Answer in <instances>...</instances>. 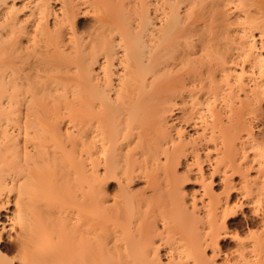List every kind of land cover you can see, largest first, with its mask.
<instances>
[{"label":"bare ground","instance_id":"bare-ground-1","mask_svg":"<svg viewBox=\"0 0 264 264\" xmlns=\"http://www.w3.org/2000/svg\"><path fill=\"white\" fill-rule=\"evenodd\" d=\"M248 1L0 0V264L52 263L47 252L51 223L61 224L58 264H215L221 253L226 254L223 264H264V217L262 235L250 233L246 243L224 229L234 213L227 202L228 189L235 188L229 176L224 183L232 186L222 190L227 194L222 210L217 207L221 199L211 195L200 209L193 195L195 202L185 200L180 186L161 191L164 195L153 188L157 197L131 193L134 180L150 168L165 167L167 174L169 163L181 159L191 137L172 124L175 110L179 120L201 116L205 128L211 122L213 131L207 129L214 133L216 128L221 137L227 136V129H218L225 107L215 109L211 99L224 86L231 101L225 111L239 109L241 91L243 104L262 106L264 28L255 39V17L243 10ZM41 39L56 46L34 59L46 76L39 69L34 76L22 75L17 52L34 56ZM68 91L77 100L78 123L63 133L73 147L79 140L77 155L71 146L63 150L64 129L48 113L49 104L61 98L65 103ZM54 149L61 150L59 157ZM230 154H216L214 171L226 156L224 165L237 168ZM257 166L261 182L257 178L254 192H244L253 194L250 202L258 212L264 202V161ZM148 175L152 186L157 178ZM206 185L200 187L203 197ZM161 198L167 212L158 226L149 213L159 210ZM178 229V244L168 246L167 236ZM225 237L241 240L230 248L235 257L228 247L223 250Z\"/></svg>","mask_w":264,"mask_h":264},{"label":"rangeland","instance_id":"rangeland-1","mask_svg":"<svg viewBox=\"0 0 264 264\" xmlns=\"http://www.w3.org/2000/svg\"><path fill=\"white\" fill-rule=\"evenodd\" d=\"M249 1L252 2V0H249ZM249 1H248V4H247V2L243 3V8H244L243 10H247V11L251 12L250 15L253 18L255 17L256 28H254L252 30V34L255 36V39H259L260 31L262 28H264V26H262V25H264V0H254L252 2V4H251V2L249 3ZM250 4H251V6H250ZM255 14H256V16H254ZM259 26H262V27H259ZM42 39H41L40 44L38 43V45H37V47L40 46V48H35V51H37V54L33 53L34 56L33 55L28 56L27 52H17V57H18L17 58V66L20 69H22L21 73H22V71H23V73L26 72L27 74H29V72H30L29 76H32V75L34 76L35 75L34 73H36V71H38V69H39L40 73H38V74H41L43 77L46 76L45 75L46 73L44 71V67H42L43 65L41 64L42 65L41 66L38 63H36L37 62L36 60H37V58H38V60L43 58L44 54L46 52H52V49L55 50L56 46L52 45V44L45 46ZM61 48H62V45L60 46V49ZM63 48L66 49V47H63ZM34 59H36V60H34ZM33 62H34V65H32L33 67L27 66V65H30L29 63L33 64ZM35 64L38 65L37 66L38 68L34 67ZM28 67H31V69ZM25 69H26V71H25ZM23 73H22V75L25 74V73L24 74ZM31 73H32V75H31ZM27 74H25V75H27ZM68 75L72 76V74H70V73ZM48 83H49V81H48ZM221 92H218L220 95L217 93L219 95V96L217 95L218 97H216V95H215L216 100L211 99L212 103L214 104L213 107L215 109H218V107H219V109L223 108V107H225V109H226V107H227V109L229 110L230 108H228V107L231 106V101H230V99H228V97H229L228 93L229 92H228L227 86L226 87L224 86L222 88ZM71 93L72 92H69V91L65 93V95L63 97L65 100V103L61 98V99H58V104H57L55 102L57 100H55L52 97L51 102L54 99L55 100L54 102L56 104H52V103L49 104L50 109L48 108V106H46V107L49 109L48 113H49L50 118L51 117H52V119L55 118V121H57V123H59L60 127L62 129H64V130H62V134H63L62 137L63 138H61V140L63 139L62 141L65 140L66 142L64 141L65 142L64 146L62 144L63 150L65 152H68V149L71 146L70 150H72L71 153L74 155V153H76L80 149V148H78V146H79L78 141L79 140L78 139L76 140V138L74 137L75 140L77 141L74 143L78 144L77 147L75 144V146H74L75 148H74L73 145L71 144V138H69V140L64 138V136H66L65 134L68 133V132H65V129L72 128V126H74L76 124V122L78 123V121L75 120V118L78 117L77 111H76L77 107L74 106V105H76L75 102L77 100L74 98L76 100V101H74ZM221 95H224L226 97L222 96L223 97L222 98ZM239 95L242 96L241 97L242 98L241 99L242 104L240 105V103H239V106H237L239 109L236 110L235 113H232V114L229 111L227 112V110L225 111V109H223L221 111L222 113H220V115H219L222 117L220 119L221 125L219 123L220 128H218L219 126L217 128L218 129L223 128L225 130L227 129L225 131V132H227V136L226 135L222 136V134H221V137L226 136L224 139H220L221 138L219 135L220 132L216 131V128H214L215 134L210 132V131H213V129L210 127L211 122H210V126L207 124V127L210 131L207 129V127L205 128V126H204L205 124L203 123L201 116L199 118V115L195 114V115L191 116L192 118L190 120L186 121V120H179L178 119L179 111L175 110L174 112H172L170 114L171 115L170 119L171 120L173 119L174 121H171L169 119L172 122V124H175V125L180 124L184 128L183 130H181L184 133L183 135H185L187 137H191V139H189V142L184 145L185 151L183 152L181 159L179 161H174V162L169 163V165L171 166V169L167 172V174H166V171H164V170H166L165 167L164 168L161 167L160 169H156V168L151 169L149 166L141 164V166H144V167L146 166V169H147V167L150 168L151 171L147 169L148 174L152 172L151 175L156 176L157 179L154 177L156 179V182L155 181L154 182L157 184L155 185L154 182H151L152 186H151V184H149L150 186L147 184V183H149L148 182L149 177L146 178L148 175L146 172V174H147V175L145 174L146 176L145 175H143V176L138 175L139 177H137V178L135 177L136 179L131 184V187H132L131 193L132 194L134 193L133 194L134 196H135V194H137V196H135V197H140V194H142L143 197L147 198L150 194L152 197L155 196V195H153L154 193L152 194V192H154V191H152L153 188L158 191L156 194L160 195L161 191H163V193L165 194L166 192H168L171 189V187L180 186L181 188L179 187L178 189L184 191V193L186 194L185 197L187 196L186 197L187 199L184 197L185 200L191 199L193 201L194 200L193 198L196 197L195 200H197L196 201L197 203H195V204H197V206L199 208L201 207L200 206L201 202L206 201L209 198L212 199V197H210V195L213 196L214 198L217 197V198L221 199L219 201V202L222 201L221 203H219L221 206L220 205L217 206L218 209L220 210L222 208V205H224V200L226 199L225 197L227 195V194L224 195V193H226L225 191H224V193L222 192V190H223V188H225L224 186L226 184V183H224V182H226L224 180V178H226L227 181L229 178V180H232L233 182L230 181V183H228V184L235 185V188L232 189L230 187L232 185L229 186L228 184H226L232 189L231 190L229 188L228 191L226 190L227 193L230 194L227 197V202H229V206H228V208L230 207L229 210L231 209L230 211H232L234 213H232V215L228 219V220H230V223L228 225L225 224L226 227H224V226L223 227H224L225 231H228L231 235L233 234V236H236L238 234L237 236L242 240V242L246 243V242L251 241V239L248 237L250 235V233L251 234H253V233L261 234L260 232H262L261 230H263L262 224H263V217H264V213H263L264 212V202L262 203L261 208L258 206V209H257L258 212H257L256 208L254 209V207H257V204L256 203L252 204L250 202V201L253 202V198H254L253 194L249 193V195H245L244 191L249 190L253 193L254 191H252V190H254V188H255V182H257L259 178H260L259 181L261 182V176L259 178L257 177V170L256 169L258 167L257 166L258 161L259 162L264 161V104H262V103H264L263 102L264 100L262 101V103H261L262 106L260 108H258V107L255 108L253 106H249V105L246 106L245 104H243V101H244L243 100V95H244L243 91H241V93L239 92ZM218 98H221V99L217 100ZM226 98H227V100H226ZM42 101H44V100H42ZM46 101H47V99H46ZM239 101H240V99H239ZM48 102H50V101H48ZM237 102H238V100H237ZM42 103L45 105L46 104L48 105V103H44V102H42ZM223 104H225V105H223ZM21 107L20 108L23 111L24 107L23 106H21ZM40 111H42V110H40ZM50 111H51V113H53L54 116L50 113ZM75 114H76V117H75ZM199 114L201 115L202 113H199ZM55 121L54 122L52 121L53 122L52 124H54V123L57 124ZM171 122L169 123V125H171ZM224 123H226L228 125V127ZM203 127L207 130L204 129L205 130L204 131L202 129ZM214 127H216V125ZM63 131L65 134L63 133ZM172 134L175 135V131H173ZM190 135H192V136H190ZM216 136L217 137L219 136V138H217ZM174 137H176V135ZM210 137H212V138H210ZM75 140L73 139L72 143ZM175 143H178V141H175L174 144ZM218 143L221 144L222 146L219 145ZM217 144L220 146L221 149L219 148V146L217 147ZM51 145H53V142L50 143V146ZM225 150H227L228 153H231L230 154L231 159L234 161L233 162L231 160L233 163L231 162L230 164H233L234 166L236 165L237 168L235 167L236 169H234V170L232 169L233 170L232 171L230 169L233 166H231V168H230V166L228 167L227 162H226V165H224L225 163H223V162L226 160V158H227V156H226V158H223L224 161L221 160L219 162L220 165H218V167H217L219 169L214 171L216 168L215 164L217 161L215 159L217 156L216 154H218V157H219V154ZM51 151L53 152V150H51ZM54 151L57 152L56 156L59 157L61 154V150L60 149H56V150L54 149ZM58 153H59V155H58ZM232 153L234 154V156ZM76 155H77V153H76ZM76 155H75V157H76ZM161 156L162 157H160L161 162L159 163V166H160V164L162 165V163L164 164V162H163L164 160L162 161L164 156L163 155H161ZM257 156H259V157H257ZM218 157H217V159H218ZM228 161H229V159H228ZM141 162H143V161L140 160L139 164ZM228 165H229V163H228ZM144 169L139 170V172L140 171L144 172ZM153 170H157V171H153ZM139 172L137 170L138 174L141 173V172L140 173ZM200 173H201V175L203 174V177H204L203 180L206 179L205 180L206 182L205 181L202 182L203 177H201ZM225 175H226V177H225ZM148 176H150V175H148ZM153 176H150V177L153 178ZM227 176H229V177L227 178ZM230 177H231V179H230ZM263 177H264V175H262V178ZM262 180L264 182V179H262ZM181 181H182V183H180ZM246 181H247V184H246ZM249 181L251 184H248ZM251 181H253V182H251ZM177 182H179V184H177ZM114 184H115V182H114ZM201 184H203V186H205L207 184L205 188L209 189V191L206 190V191H208V192H206L208 195L207 196L204 195L205 197L201 196L203 193V192L201 193V191L203 189V186ZM155 187H157V188H155ZM246 187H248L249 189L247 188V190H243V188L246 189ZM156 190H155V192H156ZM163 193H161V194H163ZM191 195H193L192 196L193 198H191ZM200 196L203 198H201ZM155 197H157V196H155ZM141 198H142V196H141ZM163 199L161 198L160 202H157V204L159 203V206H161L159 208V210L157 208H155L158 206L156 204L154 207L155 209H151L152 210V211L150 210L151 213L148 212L150 214V217H151L150 219L151 220L153 219L154 222L158 226L162 225L161 219L163 217L162 216L163 212H167V209L164 208V207H166L165 205L167 204L166 199H164V200ZM200 199H202V200H200ZM195 200H194V202H195ZM214 200H216V199H214ZM188 202L189 201H187V203ZM191 202H189V203H191ZM212 202L215 203L214 201H212ZM217 203L218 202H216V204ZM241 203H243V204H241ZM189 206H191V205L187 204V207H189ZM70 207L72 209H74L72 206H70ZM259 208H260V211H259ZM58 210H59V208H58ZM53 211L50 212V214H52ZM218 211H217V213H218ZM54 212H56V211H54ZM58 214H57V216L60 215V214L59 215ZM60 218L61 217L59 216V219ZM219 220L216 219V221L215 220L214 221L216 224L218 223V225H219V222H217ZM54 221H55V218H54ZM260 222H262V224ZM220 223H222V221ZM56 225H57V227H56ZM56 225H52V223H51V225L48 227L47 252L49 253V257L53 259V261H52V259H50L53 264H56V263L58 264L59 258H60L59 253L61 251V224L56 223ZM198 225H199V223L196 224L195 227H197ZM213 225L215 227H218V225H215L214 223H213ZM205 226L206 225H204V227ZM195 231H196V233L198 232L197 230H195ZM223 231L224 230H222L221 232H223ZM180 236H181L180 230L179 229L174 230L171 234H169V236H167L168 237V244L167 245L168 246H176L178 244V240H179ZM225 238H228V237H225ZM236 238H228L225 240L222 238L221 240H223L224 243L227 242L228 244L225 243L226 245H229V246H226V245L223 246V250L226 249V247L229 248V249H227L229 251L231 250L230 249L231 247L233 249V247H234L233 245L234 244L236 245ZM239 238H237V240ZM240 239L238 241H241ZM234 250H232V252L230 251L229 253L232 254L234 252ZM210 253H211L210 248H207L205 257L211 256ZM229 253H228V256H229ZM221 254H222L221 257L219 256V257L215 258V264L216 263L217 264H220V263L223 264V262L225 261V260L223 261V259L226 257V254H223V253H221ZM235 256H236V253H233V255H231V257H235ZM231 257H229L228 259H230ZM201 262H202V260H201ZM243 262L244 261H242L241 264H245ZM52 263H49V264H52ZM225 264H236V260H232L229 263H225Z\"/></svg>","mask_w":264,"mask_h":264}]
</instances>
